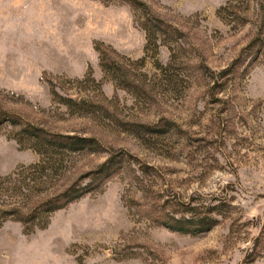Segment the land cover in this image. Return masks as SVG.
I'll use <instances>...</instances> for the list:
<instances>
[{"label":"rangeland","instance_id":"obj_1","mask_svg":"<svg viewBox=\"0 0 264 264\" xmlns=\"http://www.w3.org/2000/svg\"><path fill=\"white\" fill-rule=\"evenodd\" d=\"M229 2L0 0V179L48 167L0 205L83 195L2 222L0 264H264V0ZM30 127L98 146L41 156ZM190 207L215 225L173 231Z\"/></svg>","mask_w":264,"mask_h":264},{"label":"trees","instance_id":"obj_2","mask_svg":"<svg viewBox=\"0 0 264 264\" xmlns=\"http://www.w3.org/2000/svg\"><path fill=\"white\" fill-rule=\"evenodd\" d=\"M235 0H230V2ZM253 0H248V2ZM229 2V3H230ZM262 12L264 13V5H260ZM228 9L227 7L223 10ZM100 51V49H98ZM101 52V51H100ZM25 132H29L30 136L34 138L35 145L34 150L41 156H48L52 153L68 151V152H78V151H91L95 152V146L98 143L95 139H85L77 136H62L53 135L46 133L42 129H35L30 127ZM31 132V133H30ZM44 135V136H43ZM116 161L112 159L109 162L101 165L99 169L94 173L96 177L111 176L115 172ZM48 169L46 163L40 162L36 165H31L24 169L21 173L22 181L19 183H13L12 180L14 176L18 175L19 171L12 172L11 174L2 177L0 179V195L5 194L9 189L7 187L8 183H11V194H14L17 199L20 197H27V192L30 193L29 183H26L27 179L33 178L38 173H44ZM83 195L79 191H75L73 188H69L65 192L59 194L53 199L43 202L35 207V210H31V213H23L24 207L20 205L18 201L13 204V209L11 211H5L4 205H0V226L7 218H12L13 221L19 222L25 226V228L33 231L36 229L43 230L49 225L50 216L63 209L65 206L74 202L75 200L81 198ZM197 207H190L188 209L190 218L182 217L181 219H173V226L170 228L179 233H189L194 232L192 226H201V228H212L216 220L213 219L210 214L216 213L217 208L208 209V214L204 217L200 216ZM193 214V215H192ZM38 220L39 223H36Z\"/></svg>","mask_w":264,"mask_h":264}]
</instances>
